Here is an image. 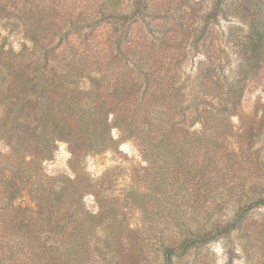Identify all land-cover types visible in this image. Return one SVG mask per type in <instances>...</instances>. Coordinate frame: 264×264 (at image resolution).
I'll return each instance as SVG.
<instances>
[{"label": "trees", "instance_id": "16d2710c", "mask_svg": "<svg viewBox=\"0 0 264 264\" xmlns=\"http://www.w3.org/2000/svg\"><path fill=\"white\" fill-rule=\"evenodd\" d=\"M42 3L0 0V29L20 21L33 41L16 50L0 31V140L6 145L0 148V264H161L125 218L127 208L147 212L151 193L137 184L113 194L111 173L118 166L94 179L81 161L89 154L120 153L121 140L113 135L119 125L152 159L159 175L153 190L172 200L168 211L186 215L175 203L181 191L189 194L195 178L210 179L209 154L226 150L231 118L242 121L245 74L264 59V0H213L190 42L204 50L205 61L184 77L189 25L138 37L135 25L149 28L152 11L145 7L123 13L116 0H105L78 17L57 11L55 20ZM222 18L246 22L248 42L238 25L228 33L217 29ZM163 44L172 49L169 55ZM233 57L236 65L227 70ZM243 132L251 136L254 122ZM60 141L71 151L73 175L45 168ZM24 194L31 204L19 201ZM89 194L97 212L86 205ZM240 203L234 216L218 217L210 226L194 217L175 218L179 236L161 240L157 251L170 264L179 248L240 229L250 209L264 207V194Z\"/></svg>", "mask_w": 264, "mask_h": 264}, {"label": "rangeland", "instance_id": "374dc122", "mask_svg": "<svg viewBox=\"0 0 264 264\" xmlns=\"http://www.w3.org/2000/svg\"><path fill=\"white\" fill-rule=\"evenodd\" d=\"M104 1L43 0L40 8L42 5L46 6L53 15V19L57 20L59 15L65 16L72 13L78 17L79 14L97 11ZM116 1L119 5L116 9L123 13L135 11L138 6L140 9L145 7L148 11H152L146 16V21L149 22L147 30H142V25H135L132 28L133 33L138 37L151 31H155L157 35H169L175 28L181 31L186 25L190 26L188 27L190 40L187 41V50L182 62L183 77L194 74L200 62L205 61L204 50L199 51L190 45V42L197 38L199 29L204 24L202 13L209 9L213 0ZM38 2L39 0H35V3ZM35 10L38 9L35 8ZM57 11L59 15L56 14ZM193 11L196 13L195 18L189 15ZM180 17L181 21H179ZM2 21L5 20H1V23H4ZM11 21L16 20L11 19ZM18 22V27L12 25L6 29H0L1 36H6L7 42L11 43L16 50L23 43L28 46L33 45V41L25 33L24 24ZM230 25L240 26L239 32L243 43L246 44L249 39L248 24L222 18L216 28L228 33ZM163 48H166L167 55L169 51H172L168 44H163ZM235 65L236 61L233 57L227 70ZM245 75L246 86L240 106L242 121L239 123V118L234 115L231 118L233 133L224 141L226 150L224 152L213 150L209 154L213 174L210 179L203 181L195 178L194 182L187 187L189 194L182 190L175 202L186 215H177L168 211L172 200H164L161 193L153 190L156 185L154 181L159 178V175L154 172L152 159L144 146L136 139L127 137L119 125H115L113 135L121 140L120 153L107 151L89 154L81 161V167L94 179L103 177L108 169L118 166L111 173V177L115 179L114 187L109 190L111 193L120 195L123 191L129 190L131 185L137 184H143L141 189L151 193L147 198V212H142L140 208L124 210L127 222L137 229L138 236L145 239L147 243L145 248L149 256L158 263L168 264L162 253L156 249L160 241L167 240L169 237H178L180 234L173 225L175 218L183 217L188 220L194 217L200 219L206 226H210L218 217L234 216L238 211V201H241V205H248L259 193L264 194V59L259 62V66L254 71H247ZM250 122H254V132L251 136L243 132ZM0 148L6 149V145L1 140ZM70 158L71 151L68 144L60 141L55 156L46 160L44 165L50 174L73 175ZM201 159L197 157V161L200 162ZM215 163L220 165V168L216 167L217 170L213 168ZM19 201L25 205L32 203L27 194H24ZM85 201L87 207L94 212L99 210V204L94 195H87ZM170 264H264V207L250 209L246 213L241 228L230 234L216 235L208 242L187 250L179 248L176 255L172 256Z\"/></svg>", "mask_w": 264, "mask_h": 264}]
</instances>
